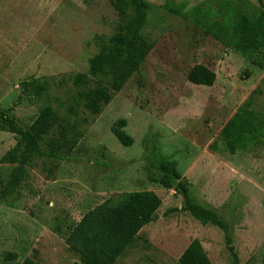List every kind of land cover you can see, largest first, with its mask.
I'll use <instances>...</instances> for the list:
<instances>
[{
    "label": "rangeland",
    "instance_id": "1",
    "mask_svg": "<svg viewBox=\"0 0 264 264\" xmlns=\"http://www.w3.org/2000/svg\"><path fill=\"white\" fill-rule=\"evenodd\" d=\"M113 2L0 0V113L24 129L49 106L83 133L70 153L34 155L20 184L7 187L17 164L2 158L17 137L0 130V264L26 257L75 264L67 226L133 191H152L161 204L114 264H179L193 239L211 264H231L222 231L181 210L176 182L160 183L157 159L173 162L193 199L228 224L239 264H264V136L245 145L228 138L237 130L264 132V69L232 49L264 0H144L142 34L152 48L93 115L78 92L98 81L88 74V61L113 34ZM195 64L214 72L212 86L187 80ZM78 74L89 83H75ZM118 119L126 121L129 147L111 132ZM11 254L15 259L7 258Z\"/></svg>",
    "mask_w": 264,
    "mask_h": 264
},
{
    "label": "trees",
    "instance_id": "2",
    "mask_svg": "<svg viewBox=\"0 0 264 264\" xmlns=\"http://www.w3.org/2000/svg\"><path fill=\"white\" fill-rule=\"evenodd\" d=\"M262 5L261 0H259ZM116 20L113 34L101 39L100 50L88 61V74L98 78L93 87L78 92L83 107L98 115L107 105L114 92H118L126 81L140 69L149 54L152 43L145 40L142 30L148 17V6L144 0H114ZM182 14L179 8L171 10ZM184 16V15H183ZM250 63L264 69V9L251 21L232 46ZM187 80L195 85L212 86L215 74L202 64H195L187 74ZM75 83L88 84L84 74H78ZM33 83L25 82L23 87ZM125 119H118L111 132L117 141L125 146L132 145V138L124 131ZM0 130L16 135V145L2 158V161L17 164L12 180L7 187H16L22 181L25 167L34 155L57 157L62 150L70 153L82 137L75 124L64 121L51 107L40 108L36 118L27 128H21L5 112L0 113ZM264 136L262 130L233 131L228 138L238 144ZM44 147L46 150H44ZM156 164L163 177L160 183L169 188L175 183V191L183 197L181 210L188 212L202 225L220 229L224 235L231 264H239V258L231 245L229 226L211 208L197 202L190 193L187 181L181 176L173 162L157 159ZM0 192V199H3ZM161 204L160 198L152 191H133L110 197L87 210L79 221L66 228L65 243L74 253L75 264H114L118 257L131 246L139 231L151 221ZM16 255L7 258L15 259ZM179 264H211L198 239H193L183 250ZM21 264H39L34 258L26 257Z\"/></svg>",
    "mask_w": 264,
    "mask_h": 264
}]
</instances>
